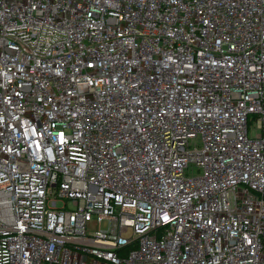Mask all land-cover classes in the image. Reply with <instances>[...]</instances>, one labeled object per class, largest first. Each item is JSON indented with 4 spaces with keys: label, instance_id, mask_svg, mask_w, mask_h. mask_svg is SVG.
<instances>
[{
    "label": "built area",
    "instance_id": "2783aa9c",
    "mask_svg": "<svg viewBox=\"0 0 264 264\" xmlns=\"http://www.w3.org/2000/svg\"><path fill=\"white\" fill-rule=\"evenodd\" d=\"M0 264H264V0H0Z\"/></svg>",
    "mask_w": 264,
    "mask_h": 264
},
{
    "label": "rangeland",
    "instance_id": "374dc122",
    "mask_svg": "<svg viewBox=\"0 0 264 264\" xmlns=\"http://www.w3.org/2000/svg\"><path fill=\"white\" fill-rule=\"evenodd\" d=\"M197 144H200V142L198 141Z\"/></svg>",
    "mask_w": 264,
    "mask_h": 264
}]
</instances>
